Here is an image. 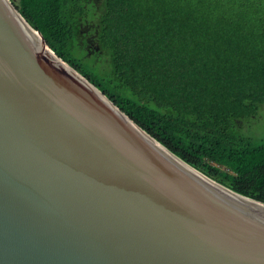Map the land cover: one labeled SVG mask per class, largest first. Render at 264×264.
<instances>
[{
	"label": "water",
	"instance_id": "obj_1",
	"mask_svg": "<svg viewBox=\"0 0 264 264\" xmlns=\"http://www.w3.org/2000/svg\"><path fill=\"white\" fill-rule=\"evenodd\" d=\"M0 264H264V203L164 147L0 0Z\"/></svg>",
	"mask_w": 264,
	"mask_h": 264
},
{
	"label": "trees",
	"instance_id": "obj_2",
	"mask_svg": "<svg viewBox=\"0 0 264 264\" xmlns=\"http://www.w3.org/2000/svg\"><path fill=\"white\" fill-rule=\"evenodd\" d=\"M69 65L189 165L264 203V0H10Z\"/></svg>",
	"mask_w": 264,
	"mask_h": 264
},
{
	"label": "rangeland",
	"instance_id": "obj_3",
	"mask_svg": "<svg viewBox=\"0 0 264 264\" xmlns=\"http://www.w3.org/2000/svg\"><path fill=\"white\" fill-rule=\"evenodd\" d=\"M239 131L255 139H264V104L259 107L255 118L243 121L242 124H240Z\"/></svg>",
	"mask_w": 264,
	"mask_h": 264
}]
</instances>
